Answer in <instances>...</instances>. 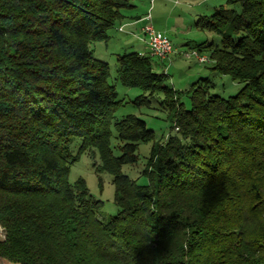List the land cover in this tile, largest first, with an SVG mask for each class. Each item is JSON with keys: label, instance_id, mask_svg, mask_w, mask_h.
<instances>
[{"label": "trees", "instance_id": "1", "mask_svg": "<svg viewBox=\"0 0 264 264\" xmlns=\"http://www.w3.org/2000/svg\"><path fill=\"white\" fill-rule=\"evenodd\" d=\"M135 9V0H0L1 264H264V0H226L195 20L220 35L194 45L242 84L235 94L198 77L186 107L156 69L163 61L116 54L120 83L139 90L132 102L165 107L161 140L143 118L114 116L122 102L109 65L90 48ZM76 139L112 176L115 214L98 217L102 200L82 177L68 181ZM140 142L152 143L146 183L122 172Z\"/></svg>", "mask_w": 264, "mask_h": 264}, {"label": "rangeland", "instance_id": "2", "mask_svg": "<svg viewBox=\"0 0 264 264\" xmlns=\"http://www.w3.org/2000/svg\"><path fill=\"white\" fill-rule=\"evenodd\" d=\"M136 2L137 0H135V4ZM153 4L154 9H151ZM141 6H143L144 10L149 11L153 19L151 21L150 15L147 14L143 21L139 23L141 24L140 32L142 35L140 38L144 40L141 29L146 23L152 24L155 29L169 37L172 43V52L166 61L159 62L160 65L155 61V65L156 69L163 70L168 74V84L183 92L179 98L184 102L186 107L189 106V98L185 91L188 89L189 84L198 77H208L210 91L213 93L228 96L238 91L242 84L231 80L227 75L220 74L211 69L213 61L208 58L209 50L200 53L194 45V43L201 41H207L208 44L212 43L213 45L219 44L220 35L214 31L198 28L195 25V20L200 15L211 14L219 6H226V0H142ZM137 16L138 14L133 10L129 17L118 21L114 26L119 25L118 29L122 30L125 23L137 20ZM129 28L126 27V29ZM112 29H109V33ZM113 33L114 40H109L107 43L106 40L95 41L91 44L90 48L95 57L101 58L108 63L109 82L116 86L118 99H121L122 105L114 112V116L120 118L126 114H135L146 121L147 126L154 131L156 140L164 139L167 132L171 130V122H169L165 107L154 99H151L148 107L142 104L143 101H140V105H135L132 99L138 95L139 90L134 88L129 89L119 81L115 53L133 51V49H136L134 45L137 43V39L131 37L129 34ZM173 46L176 48V51ZM192 51H195L205 59L203 61L197 60L196 57L191 55ZM140 54H149L148 49L146 52ZM153 58L157 59L156 57ZM113 134L115 135L114 130ZM119 144L120 142L113 137L111 145L115 155H119L120 153ZM151 144V142H140L136 152L137 161L133 164H124L122 166V172L130 178L135 179L138 183H146V178L141 173L145 168V161L148 157ZM70 148L73 156L77 159L70 164L68 181L73 183L77 178L82 177L86 182L89 193L94 198L102 200L103 206L98 213V217L102 218L115 214L117 206L113 199L114 186L111 181L112 176L108 172L97 171L101 165L97 152L93 149L79 152L77 139L71 143ZM97 176L102 180L101 187L97 184ZM3 236V229L0 227V239Z\"/></svg>", "mask_w": 264, "mask_h": 264}, {"label": "built area", "instance_id": "3", "mask_svg": "<svg viewBox=\"0 0 264 264\" xmlns=\"http://www.w3.org/2000/svg\"><path fill=\"white\" fill-rule=\"evenodd\" d=\"M141 30L144 35V41L147 45L149 55L156 57L161 61H166L172 52V43L169 37L163 32L155 29L150 23L143 25ZM191 55L196 57L199 61L205 59L195 51H192Z\"/></svg>", "mask_w": 264, "mask_h": 264}, {"label": "crops", "instance_id": "4", "mask_svg": "<svg viewBox=\"0 0 264 264\" xmlns=\"http://www.w3.org/2000/svg\"><path fill=\"white\" fill-rule=\"evenodd\" d=\"M141 3H142V0H137V2H136V9L134 10L138 14V16H140V18L137 19V20H135V21H132L131 20L132 22L125 23V25H123V27H122V30H119L118 29L119 28L118 27L119 25L113 26L112 27L113 28L112 31L110 33L108 31V38L106 40V43L109 40H114V36H113L114 33L113 32H115V33L119 32V33H123V34H129L131 37H134V38L137 39V43L134 45V47L136 49H133V50H136L139 53H144V52L147 51V48H146V45H145L144 40H142L140 38L142 35H141V32H140V27H141L140 25L141 24H139V23L143 21L144 17L147 14L150 15V20L151 21L153 19V16L149 13V11L144 10V8H142L143 6H141ZM151 9H154V4H153V6H152ZM126 27H130V28L129 29H126ZM190 44H192V43H190ZM131 46L133 47V45H131ZM174 50L176 51V48L175 47H174ZM116 54H118V52L115 53V56H116Z\"/></svg>", "mask_w": 264, "mask_h": 264}]
</instances>
